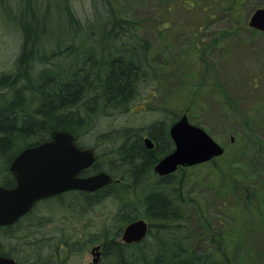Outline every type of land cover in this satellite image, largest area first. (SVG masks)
<instances>
[{
    "label": "trees",
    "instance_id": "obj_1",
    "mask_svg": "<svg viewBox=\"0 0 264 264\" xmlns=\"http://www.w3.org/2000/svg\"><path fill=\"white\" fill-rule=\"evenodd\" d=\"M225 1L229 10L236 3ZM0 2L1 20L17 27L22 35L11 69L0 73V158L12 160L25 147L49 139L54 130L70 131L78 137L94 121L97 111L106 112L133 100L135 83L146 78L143 59L147 45L141 44L136 35L142 25L132 21L137 1ZM162 2L171 12V0ZM174 121L155 122L148 129L160 130L163 138L169 139L168 130ZM141 132L133 129L130 133L129 129L115 136L118 139L107 140L111 143L107 166H101L98 155L93 171L107 172L114 178L113 183L93 193L73 192L43 202L44 206L49 201L64 206L71 197L76 202V212L67 211L70 227L64 231L65 248L52 246L50 254L45 255L49 253L45 245L29 246L31 255L36 256L34 264H40V257L45 256V259L59 258L55 264H75L94 243L102 245L98 264H237L226 253L223 235L217 244L215 236L211 238V249L215 248L222 263L212 252L199 253L192 245L181 181L174 180L175 174L163 178L154 174V166L171 148L160 144L153 151L146 150L137 141ZM133 134L136 137L132 138ZM102 136L105 141L112 133ZM150 176L155 178L153 186L145 189V180ZM233 185L248 192L244 183L235 181ZM256 192L252 187L250 193ZM105 200L114 201L116 210L101 222L99 236L88 223L86 213ZM138 218L149 221L146 238L140 243H124L121 241L124 228ZM51 222L58 221L51 219ZM202 225L208 229L207 221ZM40 227L43 225L37 229ZM86 232L94 237H84Z\"/></svg>",
    "mask_w": 264,
    "mask_h": 264
},
{
    "label": "rangeland",
    "instance_id": "obj_2",
    "mask_svg": "<svg viewBox=\"0 0 264 264\" xmlns=\"http://www.w3.org/2000/svg\"><path fill=\"white\" fill-rule=\"evenodd\" d=\"M136 1L132 21L142 25L136 35L147 45L146 78L135 83L128 105L97 111L78 140L94 146L104 167L111 148L107 140L129 129L148 131L155 122L170 124L186 113L225 147L223 155L179 170L174 179L181 181L192 245L220 261L211 249V238L215 236L217 244L223 235L226 253L234 262L264 264V33L248 24L264 0H236L231 10L225 0H171V12L161 0ZM21 42L19 29L0 18V73L11 69ZM105 133L112 136L103 141ZM154 179L145 180V189ZM232 181L244 183L248 192ZM252 187L255 194L250 193ZM46 205L38 207H46L57 221L64 217L67 230L66 216L76 212V202L69 197L64 206L51 201ZM115 210L114 201L105 200L88 210L86 218L99 232L103 219ZM85 236L94 237L89 232ZM99 244H90L75 264H93L92 250ZM101 259L102 248L94 264Z\"/></svg>",
    "mask_w": 264,
    "mask_h": 264
},
{
    "label": "water",
    "instance_id": "obj_3",
    "mask_svg": "<svg viewBox=\"0 0 264 264\" xmlns=\"http://www.w3.org/2000/svg\"><path fill=\"white\" fill-rule=\"evenodd\" d=\"M249 26L264 32V6L254 10ZM174 150L155 166L159 176L176 172L180 167H191L209 162L225 153V148L204 128L191 123L183 114L170 128ZM234 140V138H232ZM148 148L153 147L150 138L145 139ZM97 156L92 148H81L73 132L54 130L49 139L27 146L13 159L11 170L17 184L12 189L0 187V225L13 223L28 212L38 201L68 191L92 193L114 182L107 172L79 176L90 168ZM150 224L145 218L130 222L123 230L121 241L126 244L140 243ZM93 264L101 255V246H94ZM0 264H17L13 258L0 256Z\"/></svg>",
    "mask_w": 264,
    "mask_h": 264
},
{
    "label": "flooded vegetation",
    "instance_id": "obj_4",
    "mask_svg": "<svg viewBox=\"0 0 264 264\" xmlns=\"http://www.w3.org/2000/svg\"><path fill=\"white\" fill-rule=\"evenodd\" d=\"M175 121H177V120H175ZM170 128H171V126H170ZM170 128L168 130V133H169L168 136H169L170 142H169L168 138H166V137H165V139L163 138L162 132H159L160 130L155 131V132H151L152 130L150 131L149 129H148V132H147V130H145L144 132L142 131L141 133H143V134H141L137 138V141L146 150H152L153 151L155 148H159V145L161 144V146L169 145L171 148L170 152H172L174 150L175 144H174V142L170 136ZM154 135H156V138H154ZM131 137L134 138V137H136V135L133 134ZM147 137L150 138L153 142L152 148H148V146L146 145L145 139ZM76 143L81 148H92L95 151L97 159H98V154H97L96 149L94 147H92V146L91 147L90 146H83L82 147L77 136H76ZM13 159L12 160H4V159L0 160V168H1V171H0V187L12 189L17 184L15 173L11 170V164H12ZM97 159H96V161H97ZM94 164L90 168L84 170L79 176H81V177L82 176H89V175H93V174L101 172V171H99V172L93 171L92 168H93ZM155 166H154V168H155ZM185 168L186 167H180L176 172H174L172 174L176 175L179 170H182ZM154 174L160 178L169 176V175L159 176L157 173H155V171H154ZM172 174H170V175H172ZM73 192L75 193V192H83V191L73 190V191H68V192L58 194L56 196H52L49 198L42 199V200L38 201L37 203H35V205L28 212L23 214L21 217H19L13 223L6 224V225H0V256L13 258L17 264H22V263H27V262H28V264H34L36 261V256L33 254L32 255L33 258H32L31 256L27 255L28 253L31 254V250H29L30 249L29 246H33L35 244L45 245V247H47L49 249V253L47 252L45 255L50 254V252H51L50 250H51L52 246H53V248H55V247L65 248L66 247V241H64V237L66 238V235H65L64 231L66 228H64L65 227L64 219H60L57 223L51 222L52 218H51V215H50V212L48 211V209L46 207L40 208V207H38V205L41 202L47 201L49 199L57 198V197L64 195V194H72ZM86 193H88V192H86ZM42 217L45 219H40ZM41 225H43V227H40V229L39 228L37 229V226H41ZM79 231H80V229H78V232ZM99 245L102 247L101 244H99ZM21 255H23L24 257H21ZM45 257L44 258L40 257V259L43 260V259H45ZM55 262L59 263V258L56 260V259H51V258L47 257V259H45L42 264H55Z\"/></svg>",
    "mask_w": 264,
    "mask_h": 264
}]
</instances>
